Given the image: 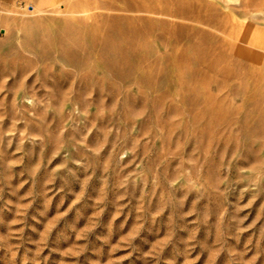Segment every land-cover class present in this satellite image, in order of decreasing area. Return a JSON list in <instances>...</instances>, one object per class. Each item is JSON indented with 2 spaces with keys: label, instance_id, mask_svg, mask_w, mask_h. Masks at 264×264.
I'll list each match as a JSON object with an SVG mask.
<instances>
[{
  "label": "rangeland",
  "instance_id": "374dc122",
  "mask_svg": "<svg viewBox=\"0 0 264 264\" xmlns=\"http://www.w3.org/2000/svg\"><path fill=\"white\" fill-rule=\"evenodd\" d=\"M0 264H264V0L0 3Z\"/></svg>",
  "mask_w": 264,
  "mask_h": 264
},
{
  "label": "crops",
  "instance_id": "0c3cea01",
  "mask_svg": "<svg viewBox=\"0 0 264 264\" xmlns=\"http://www.w3.org/2000/svg\"><path fill=\"white\" fill-rule=\"evenodd\" d=\"M16 0H0V3H5V4H12L14 3Z\"/></svg>",
  "mask_w": 264,
  "mask_h": 264
},
{
  "label": "bare ground",
  "instance_id": "6f19581e",
  "mask_svg": "<svg viewBox=\"0 0 264 264\" xmlns=\"http://www.w3.org/2000/svg\"><path fill=\"white\" fill-rule=\"evenodd\" d=\"M119 73V72H118Z\"/></svg>",
  "mask_w": 264,
  "mask_h": 264
}]
</instances>
